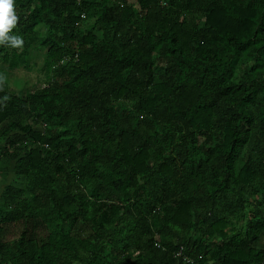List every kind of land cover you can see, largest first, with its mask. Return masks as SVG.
<instances>
[{
    "label": "trees",
    "instance_id": "1",
    "mask_svg": "<svg viewBox=\"0 0 264 264\" xmlns=\"http://www.w3.org/2000/svg\"><path fill=\"white\" fill-rule=\"evenodd\" d=\"M14 10L50 80L0 78V264H264V0Z\"/></svg>",
    "mask_w": 264,
    "mask_h": 264
},
{
    "label": "rangeland",
    "instance_id": "2",
    "mask_svg": "<svg viewBox=\"0 0 264 264\" xmlns=\"http://www.w3.org/2000/svg\"><path fill=\"white\" fill-rule=\"evenodd\" d=\"M42 29V28H41ZM97 35H101L100 30H96ZM27 62L20 63L18 66L11 67L9 64L0 62V78L1 86L9 91H17L21 93L34 92L35 90L46 86L50 80L45 66L46 56L38 44L30 47ZM249 61H235V65L239 68L250 66ZM1 179V178H0ZM15 185L23 186L26 182L15 180ZM251 217V214H247ZM240 223L239 225H241ZM264 242V235L262 236Z\"/></svg>",
    "mask_w": 264,
    "mask_h": 264
},
{
    "label": "clouds",
    "instance_id": "3",
    "mask_svg": "<svg viewBox=\"0 0 264 264\" xmlns=\"http://www.w3.org/2000/svg\"><path fill=\"white\" fill-rule=\"evenodd\" d=\"M14 10V0H0V43L8 42L12 46H22L24 41L21 36L9 35V31L17 22Z\"/></svg>",
    "mask_w": 264,
    "mask_h": 264
}]
</instances>
